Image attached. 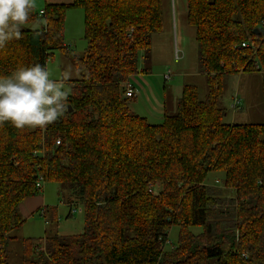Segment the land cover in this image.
<instances>
[{
    "label": "trees",
    "instance_id": "trees-1",
    "mask_svg": "<svg viewBox=\"0 0 264 264\" xmlns=\"http://www.w3.org/2000/svg\"><path fill=\"white\" fill-rule=\"evenodd\" d=\"M72 8L83 10L86 46L70 54L79 77L67 82L66 111L43 130L0 124V264L40 178L82 205L84 226L22 238L21 264H264V121L225 123L221 106L225 76L264 73V32H253L264 31V0H186L207 92L184 83L176 112L156 124L131 109L125 86L150 70L162 0L45 3L26 23L39 27L0 49V77L68 53Z\"/></svg>",
    "mask_w": 264,
    "mask_h": 264
},
{
    "label": "rangeland",
    "instance_id": "rangeland-1",
    "mask_svg": "<svg viewBox=\"0 0 264 264\" xmlns=\"http://www.w3.org/2000/svg\"><path fill=\"white\" fill-rule=\"evenodd\" d=\"M43 8L44 0H35L34 10L38 13ZM162 21V30L151 36L149 68L153 74L152 80L155 82L154 87H151L154 98L149 89L146 88L145 83L140 79L141 92L136 91L134 99L129 103L135 113L147 117L148 121L153 124L162 121L159 103L163 100L164 95H168L165 112L167 114L176 112L177 100L173 102L172 98H170V93L171 96L175 94L176 98L179 97L183 83L195 84L199 89L200 98H203L207 92L205 77L197 73V43L194 28L187 24L186 0H162ZM83 24L82 9L72 8L66 12L65 42L70 50L68 53L55 51L48 60L46 68L50 72L51 79L59 80L64 72L71 73L69 80L79 77L72 66L70 54L80 55L86 46L83 37ZM22 27L31 28L33 24H25ZM135 77L138 76L136 75ZM149 79L151 80V78ZM68 81L65 82L67 88H69ZM263 83V72L225 76L224 94L221 99V106L225 109L223 121L225 123L263 122L264 100L261 95ZM144 94H146L148 100ZM236 94L239 98H242L239 105L241 109L238 110L231 107L233 103L232 98ZM216 178L222 179V174L211 172L207 175L208 182L212 183ZM44 190L47 191L48 199H46V202L50 200L49 204L55 207L56 220L54 219L53 222L45 224V219L41 212H34L21 228L11 231L10 237H12V242L9 247V264H21L20 241L22 238L33 237L39 239L53 234L73 235L83 230L82 205L73 206L76 209V213L70 215L69 207L65 201L67 191H63V195L59 194V186L57 184L46 183L38 194V197L42 196ZM191 230L194 233L200 232V228L198 227H193ZM177 233V226H172L169 230L168 243L176 242Z\"/></svg>",
    "mask_w": 264,
    "mask_h": 264
},
{
    "label": "clouds",
    "instance_id": "clouds-1",
    "mask_svg": "<svg viewBox=\"0 0 264 264\" xmlns=\"http://www.w3.org/2000/svg\"><path fill=\"white\" fill-rule=\"evenodd\" d=\"M34 8L35 0H0V49L21 37V27ZM70 76L64 72L59 80H53L47 68L36 63L0 77V124L45 129L66 111L70 89L65 82Z\"/></svg>",
    "mask_w": 264,
    "mask_h": 264
},
{
    "label": "crops",
    "instance_id": "crops-1",
    "mask_svg": "<svg viewBox=\"0 0 264 264\" xmlns=\"http://www.w3.org/2000/svg\"><path fill=\"white\" fill-rule=\"evenodd\" d=\"M51 2H55V3H63V2H70V0H44V4L45 3H51ZM35 26V27H34ZM39 26L37 24H33V27L31 28H38ZM136 76V75H135ZM133 76L130 80H131V84L133 85V87L136 89L135 92H141V85L139 83V80L141 79V81L143 83H145V86L147 89H149L152 97L154 98V94H153V91L151 89V87H154V81L152 80L153 79V74L151 72V69L148 71V72H140L139 74H137L138 77H135ZM151 78V80L149 79ZM144 79H146L144 81ZM149 79V80H147ZM184 84V83H183ZM182 84V85H183ZM182 88V87H181ZM164 90H165V86H164ZM169 94V93H168ZM136 95V93H135ZM144 96L147 98L148 100V97L146 96V94H144ZM168 95H164L163 97V100L159 103V106L161 108V113H162V117H163V114L165 113L166 111V107H167V101H166V98H167ZM235 96L238 97V95L236 94ZM234 96V97H235ZM170 98H172V101L174 102V100L176 101L178 99V97L176 98L175 94L173 96H171V93H170ZM239 98V97H238ZM233 99V98H232ZM240 101L242 98H239ZM158 104V103H157ZM136 105V103H135ZM152 117V116H151ZM147 118V117H146ZM148 119V118H147ZM44 186V185H43ZM43 189V187H42ZM45 191V190H44ZM43 191V194L41 197H38L39 195L34 196V197H31L27 200H25L19 210L21 212V215L25 218V221L30 218L32 216V214L34 212H36L38 210V212H41V214L44 216V219H45V224L49 223V222H53L54 221V216H53V210L51 211V207H54V206H51L49 203H50V200H48V202H46V199L47 198V191H45L44 193ZM46 196V197H45ZM66 204L68 205L69 207V214L72 215V214H75L76 213V209L73 208V206H78V205H81L79 204L78 202H73V203H68L66 202ZM50 205V207H49ZM50 210H49V209ZM72 209H74V211H72ZM55 215H56V212H55ZM57 226V225H56ZM60 235V234H59ZM62 235V234H61ZM26 238H33V237H26Z\"/></svg>",
    "mask_w": 264,
    "mask_h": 264
},
{
    "label": "built area",
    "instance_id": "built-area-1",
    "mask_svg": "<svg viewBox=\"0 0 264 264\" xmlns=\"http://www.w3.org/2000/svg\"><path fill=\"white\" fill-rule=\"evenodd\" d=\"M42 12H43L42 10L39 11V14H42ZM241 46L242 47H247V44L246 43H242ZM134 94H135V89H134L133 85L131 83L127 82L126 86H125V96L128 97V98H131V97L134 96ZM239 103H240V99L237 96H235V97H233V103H232L231 107L236 108L239 105ZM56 143L58 144V141ZM39 183L37 184V186L38 187L39 186L43 187L42 182H41V178L39 179ZM72 211H74V209H72Z\"/></svg>",
    "mask_w": 264,
    "mask_h": 264
},
{
    "label": "water",
    "instance_id": "water-1",
    "mask_svg": "<svg viewBox=\"0 0 264 264\" xmlns=\"http://www.w3.org/2000/svg\"><path fill=\"white\" fill-rule=\"evenodd\" d=\"M253 32H254V33H258V34H262L264 31H263V29H261V28H256V29H254ZM68 109H69V111H70V107H68Z\"/></svg>",
    "mask_w": 264,
    "mask_h": 264
}]
</instances>
